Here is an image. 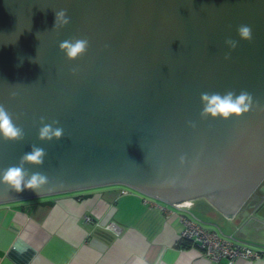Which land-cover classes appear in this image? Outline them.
Returning a JSON list of instances; mask_svg holds the SVG:
<instances>
[{"label":"water","instance_id":"1","mask_svg":"<svg viewBox=\"0 0 264 264\" xmlns=\"http://www.w3.org/2000/svg\"><path fill=\"white\" fill-rule=\"evenodd\" d=\"M60 10L70 23L52 30ZM71 38L89 41L74 62L59 51ZM229 90L252 108L202 119L201 93ZM0 104L25 132L0 138V171L35 144L44 165L25 168L49 179L39 195L0 184V205L123 186L175 208L207 199L230 219L264 183V0H0ZM41 117L59 142L38 140Z\"/></svg>","mask_w":264,"mask_h":264},{"label":"crops","instance_id":"2","mask_svg":"<svg viewBox=\"0 0 264 264\" xmlns=\"http://www.w3.org/2000/svg\"><path fill=\"white\" fill-rule=\"evenodd\" d=\"M90 194L64 195L54 207L0 205V264H208L200 248L180 246L181 216L260 254L234 264H264V189L230 219L207 199L175 208L126 187Z\"/></svg>","mask_w":264,"mask_h":264},{"label":"clouds","instance_id":"3","mask_svg":"<svg viewBox=\"0 0 264 264\" xmlns=\"http://www.w3.org/2000/svg\"><path fill=\"white\" fill-rule=\"evenodd\" d=\"M58 21L62 23L58 24ZM69 23L70 17L67 14V10L55 12V23L52 30L58 27H65ZM237 35L240 41L250 43L253 39L252 28L249 25L242 24L237 28ZM225 44L230 50H235L238 46V41L227 39ZM88 49L89 41L86 38L65 39L59 44V51L70 62L84 57ZM225 59H229V56H225ZM200 102V116L202 119L221 118L228 120L231 117H239L241 114L247 113L253 106V96L247 91H240L238 94L232 90L223 94L203 92L200 95ZM63 136L64 129L59 126V121L54 120L48 123L44 117L40 118L39 141L42 143L59 142ZM0 138L9 143H18L25 139L24 129L16 123L13 115L3 104H0ZM46 156L47 153L43 147L35 144L31 145L30 151L22 155L18 164L0 171V184L8 186L17 194L32 191L39 195L40 190L48 185L49 179L45 174L38 171L29 174L25 165L40 168L44 165ZM183 159L181 157V163H183ZM136 264H143V261L138 259Z\"/></svg>","mask_w":264,"mask_h":264},{"label":"built area","instance_id":"4","mask_svg":"<svg viewBox=\"0 0 264 264\" xmlns=\"http://www.w3.org/2000/svg\"><path fill=\"white\" fill-rule=\"evenodd\" d=\"M126 193V190L121 191V194ZM181 222L184 228L181 239L190 243L191 247L200 248L201 259L208 264L219 263L223 259L227 260L228 264H234L239 258L255 260L260 257L259 252L237 243L234 237H224L218 232L210 231L187 216H181Z\"/></svg>","mask_w":264,"mask_h":264},{"label":"rangeland","instance_id":"5","mask_svg":"<svg viewBox=\"0 0 264 264\" xmlns=\"http://www.w3.org/2000/svg\"><path fill=\"white\" fill-rule=\"evenodd\" d=\"M114 187L125 188L123 186H114ZM104 188H106V187H104ZM104 188L93 189V190H86V191H79V192H75V193H66V194H62V195L49 196V197H45V198H38V199L26 200V201H22V202L11 203V205H16V204L18 205V204H23V203H26V202H29V203L32 202V203L41 204V203L47 202V201H54V200H56V199H58L60 197H63L64 195L82 194V195L86 196V195H89L91 192L99 191L100 189H104ZM263 189H264V183L262 184L260 190H263Z\"/></svg>","mask_w":264,"mask_h":264},{"label":"trees","instance_id":"6","mask_svg":"<svg viewBox=\"0 0 264 264\" xmlns=\"http://www.w3.org/2000/svg\"><path fill=\"white\" fill-rule=\"evenodd\" d=\"M180 246H181L182 248H190V247H191L190 243H188V242L185 241V240H182V241H181Z\"/></svg>","mask_w":264,"mask_h":264},{"label":"flooded vegetation","instance_id":"7","mask_svg":"<svg viewBox=\"0 0 264 264\" xmlns=\"http://www.w3.org/2000/svg\"><path fill=\"white\" fill-rule=\"evenodd\" d=\"M260 189H261V187H260L258 190H260ZM258 190H257V191H258Z\"/></svg>","mask_w":264,"mask_h":264},{"label":"bare ground","instance_id":"8","mask_svg":"<svg viewBox=\"0 0 264 264\" xmlns=\"http://www.w3.org/2000/svg\"><path fill=\"white\" fill-rule=\"evenodd\" d=\"M186 203V202H185Z\"/></svg>","mask_w":264,"mask_h":264}]
</instances>
